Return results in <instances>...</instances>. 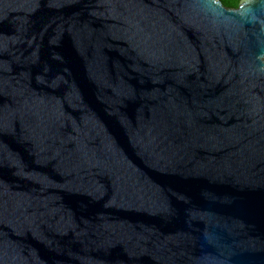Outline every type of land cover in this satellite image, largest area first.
I'll list each match as a JSON object with an SVG mask.
<instances>
[{
	"label": "water",
	"instance_id": "water-1",
	"mask_svg": "<svg viewBox=\"0 0 264 264\" xmlns=\"http://www.w3.org/2000/svg\"><path fill=\"white\" fill-rule=\"evenodd\" d=\"M0 264H264V0H0Z\"/></svg>",
	"mask_w": 264,
	"mask_h": 264
},
{
	"label": "trees",
	"instance_id": "trees-1",
	"mask_svg": "<svg viewBox=\"0 0 264 264\" xmlns=\"http://www.w3.org/2000/svg\"><path fill=\"white\" fill-rule=\"evenodd\" d=\"M225 7L235 8L239 4L240 0H220Z\"/></svg>",
	"mask_w": 264,
	"mask_h": 264
}]
</instances>
